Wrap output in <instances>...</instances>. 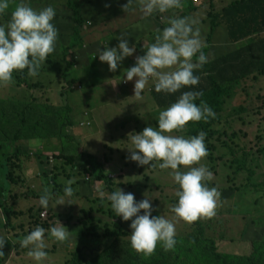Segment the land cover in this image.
Here are the masks:
<instances>
[{
  "label": "rangeland",
  "instance_id": "374dc122",
  "mask_svg": "<svg viewBox=\"0 0 264 264\" xmlns=\"http://www.w3.org/2000/svg\"><path fill=\"white\" fill-rule=\"evenodd\" d=\"M231 1L234 0H181V7L172 9L173 15L190 16L198 22L196 26L200 28L201 35L209 46L206 54L209 60L246 43V40L238 44L229 41L224 25L218 26L213 31L210 42H207L210 33L208 12L218 11ZM16 2L17 0H11L13 5ZM75 2L84 12L89 10L92 24L83 28L82 43L75 42L70 46L64 37L65 28L70 26L67 0H30L34 8L51 5L56 9L53 20L58 29L56 47L42 64L36 77L28 76L27 69H24L13 72L12 82L0 84V100L20 103L27 99L35 101L40 97L41 99L37 98L39 101L49 100L48 103L59 109L69 103L81 114L74 117L76 123L83 119L82 115L86 110L90 113L88 119L91 122H93L91 118H95V123L86 126V134H90L92 128L100 126L102 130L100 137L103 139L113 136L115 141L127 140V134L139 132L148 125L155 126L157 110L150 101L144 100V95L140 96L144 101L136 102L133 106L127 103L122 105L121 111L111 112L108 123L101 120V115L107 114H104L105 107L111 108L112 102L109 99L119 98L114 90L116 85L115 88L117 92L119 91L117 83H121L128 95H134L135 78L133 81H126L125 84L122 82L126 66H133L135 56L143 54L142 46L146 48L152 43L149 32L151 21L142 18V13L135 3L130 6L131 10L125 13L121 5L127 3V0H75ZM194 9H198L197 16L191 15ZM93 10L102 12L94 15ZM165 13H153L160 18L159 21L163 24L161 29L167 26V20L171 16V13L168 15ZM8 18V14L0 16V23L6 22ZM125 34L129 46L133 45L136 51L132 56L126 57L116 71L112 72V81L106 80L107 63H98L97 68H93L91 62L99 61L96 56L98 49L106 44L108 47L115 46L118 37ZM65 46L68 48L67 51H64ZM49 59L51 63L61 62L50 67L53 71L61 67L65 69L68 63L73 65L76 62L75 67L80 70L78 73L85 81L93 78L99 71L98 76L90 81V84L96 86L89 87L80 81L69 83L66 75L64 80L54 81L56 73L53 72L51 78V74L44 72L43 68ZM64 69L62 72L67 73V69ZM42 80L46 84L50 83V87H41ZM110 82L113 87L107 84ZM150 84L142 94L148 91ZM216 121L215 127L224 131L220 139L233 147L238 156L245 154L248 170L236 171L231 154L224 148H219L215 152L217 156L215 160L209 161L210 144L205 143L208 154L200 163L213 173V179L208 182V187H216L220 192L215 215L199 217L191 223L177 218L174 221L177 237L187 235L198 222L205 233L215 239L217 250L224 257L228 254L235 257H252L253 254L264 250V74H254L234 84L231 87V96L223 103ZM78 126L73 125L69 129L64 125L62 129L68 133L67 136L46 139L31 137L25 140L23 142L25 154L19 160L17 156H13L9 161L12 185L5 199L0 196V204L3 203L7 208H15L17 213L12 218L13 227L6 228L3 225L4 211L0 205V213L3 216L0 220V237L13 242L4 264H35L27 255L28 249L21 248L19 241L37 225L47 230L57 221L66 226L68 231L72 224L75 226L73 228L75 243L67 240L53 241L47 237L46 232L49 247L46 249L48 256L43 264H65L77 241L83 246L80 250L85 263L99 264L100 258L107 250L99 257V261L97 256L109 243L107 236L111 235V229L118 232L114 239L119 238L130 243V220L123 221L119 216H115L110 201L107 200V194L118 188L133 193L137 201L147 196L155 209L152 215L160 214L169 219L173 217L170 208L176 203L174 193L178 185L169 175L170 169H160L159 161H154L151 167L138 166L136 162L126 159L130 155L128 143L122 141L126 146L117 148L116 160H109L107 156L105 159L101 158L104 179H96L98 172L90 170L89 165L85 163L87 158L80 155V152L87 151L81 143L83 134L79 132ZM123 130L125 131L122 132ZM186 131L185 126L182 132L174 134L187 136ZM105 144L108 146V142ZM105 151L107 155L112 153V150L109 151L107 148ZM121 155H124V159H121ZM68 179L74 181L71 185L74 189L73 203L56 205L55 201L63 195L65 181ZM45 188L52 195L47 209L39 205V197ZM101 190L105 192L103 199L99 196ZM90 206L97 208L94 217L91 215L94 209L89 208ZM43 212H46L45 216H42ZM204 249L208 250L207 245ZM188 252L193 257H198L196 251L192 254L191 249H188Z\"/></svg>",
  "mask_w": 264,
  "mask_h": 264
},
{
  "label": "clouds",
  "instance_id": "9594fccd",
  "mask_svg": "<svg viewBox=\"0 0 264 264\" xmlns=\"http://www.w3.org/2000/svg\"><path fill=\"white\" fill-rule=\"evenodd\" d=\"M133 3L142 18L181 7V0H127L121 5L122 10L127 13ZM5 14L9 18L0 23V84L12 82L13 72L24 69H27L28 76L36 77L56 47L58 29L53 23L56 9L51 5L34 8L30 0H17L14 5L11 0H0V16ZM197 23L190 17L170 16L167 26L157 30L154 42L146 48L142 46L143 54L135 56L133 66L127 69L123 78V84L135 78L134 96L140 97L150 83L156 92L169 95L198 85L200 77L195 73L208 63L209 57L203 51L207 44ZM135 51L133 45L129 46L125 34L118 37L115 46L106 44L98 49L96 56L100 62L107 63L110 72H115L118 65ZM202 95V91L196 90L180 92L174 102L158 111L155 126L148 125L139 132L127 134L130 155L126 159L148 167L159 161V168L170 169L169 175L178 185L174 193L176 203L170 208L171 219L160 214L152 215L155 209L147 196L137 201L133 193L119 188L107 194L115 216L123 221L130 220L131 248L144 256L151 255L158 244L164 251L174 250L177 243L174 221L177 218L191 223L199 217L215 215L220 192L216 187H208L213 173L200 163L208 154L204 142L206 133L201 130L194 136L174 134L182 132L190 121H207L215 117V112L205 101L196 103ZM83 120L80 126L91 125L90 120ZM73 183L72 179L65 181L63 195L56 199V205L73 203ZM99 196L105 198V192L99 191ZM51 199L52 195L45 188L39 197L40 207L47 209ZM46 232L53 241L64 242L70 238V232L59 221L47 230L39 225L34 227L19 244L28 249L27 255L35 264H43L48 256ZM5 241L0 237V249Z\"/></svg>",
  "mask_w": 264,
  "mask_h": 264
},
{
  "label": "trees",
  "instance_id": "16d2710c",
  "mask_svg": "<svg viewBox=\"0 0 264 264\" xmlns=\"http://www.w3.org/2000/svg\"><path fill=\"white\" fill-rule=\"evenodd\" d=\"M66 7L69 11L67 15H69L70 26L65 28L64 37L68 45L72 46L75 42L82 43V30L92 22L89 10L84 12L75 0H67ZM93 11L94 15L102 12L101 10ZM208 18L210 24L208 43L213 31L222 25H224L229 41L238 44L246 40V43L209 60L202 69L196 71L195 74L200 77L198 85L192 88H182L171 95L163 92L158 93L151 85L150 95L156 105V114H158L160 109L166 108L171 102H174L180 92L202 91L203 95L196 100V103H199L200 100L205 101L215 112V117L209 118L207 121L188 122L186 125L187 136H194L199 131H204L206 133L204 142L210 144L208 160H215L217 157L215 152L219 148H224L231 154L236 171L244 172L248 170L245 154L238 156L233 147L221 140L220 136L224 131L215 127V124L223 103L231 96V87L254 74H264V0H234L218 11L208 12ZM146 19L152 23L149 32L151 41L154 42L157 30H160L163 24L159 21L160 18L155 15ZM67 49L65 46L64 51ZM203 51L207 54L209 46ZM50 61L51 59L43 68L44 72L51 74V78L54 75L53 72L56 73L54 81L60 82L66 75V80L69 83L80 81V83L88 85L87 81L80 77V73H78L80 70L75 67L76 62L73 65L68 63L65 68L67 69L66 73L62 72L64 67L54 71L50 69L57 63H61H51ZM98 62H91V67L97 68ZM41 82V87H50V83L46 84L43 80ZM37 98V101L27 99L20 103L0 100V196L2 199H5L9 193L13 180L9 161L13 156H17L16 158L19 160L25 154L23 142L31 137L46 139L67 136L68 133L62 127L66 125L70 129L73 125L75 126L76 121L72 115L73 106L71 104L66 102L67 104L59 109L48 103L49 100L44 102ZM64 154L65 152H63ZM80 155L87 158L85 163L89 165L90 170L98 172L96 179L103 180V162L91 153L80 152ZM75 161L77 162L78 159L76 158ZM0 205L4 211L3 225L6 228L13 227L12 218L17 213L16 209L7 208L3 206V203ZM110 232L111 235L107 236L109 243L106 244L105 250L97 256L99 261V257L107 250L105 255L100 258L99 264H264V250L261 253L253 254L252 257H235L229 254L224 257L217 250L215 239L205 233L202 225L198 222L187 235L182 236L183 238L180 235L176 237L177 243L174 250L164 251L158 244L154 252L148 256L135 252L130 243L119 238L114 239L118 232H113V229ZM206 245L208 250L204 249ZM12 247V240L5 241L3 248L0 249L2 251L0 252V264H4L7 252ZM80 249H82L80 246H75L65 264H86ZM188 249H191L192 254L196 251L198 257H193ZM184 256L187 258L185 259Z\"/></svg>",
  "mask_w": 264,
  "mask_h": 264
},
{
  "label": "crops",
  "instance_id": "0c3cea01",
  "mask_svg": "<svg viewBox=\"0 0 264 264\" xmlns=\"http://www.w3.org/2000/svg\"><path fill=\"white\" fill-rule=\"evenodd\" d=\"M212 2H210V6H212ZM197 11H198V9H194L192 11V14L191 15L197 16V14H196ZM169 13H171V16H173V10H169L165 14L168 15ZM176 15L179 16L180 14H176ZM98 63H101V62L99 61ZM92 67L95 68V66H92ZM129 67H130V65L129 66H126L125 71H127V69ZM106 73H107L106 74L107 75L106 76V80L109 79V80L112 81V77H113L112 72H110L107 69L106 70ZM98 74H99V71L97 72V74L94 77L98 76ZM93 78H91V79H89L87 81L89 87L96 86L94 84H90V81H92ZM113 82H114V80H113ZM107 84L113 87V85H112L111 82L110 83H107ZM117 85L119 86V91H118L119 93L117 92V90L115 88L116 85L114 86V90L116 91V95H118L119 98H114L113 100L112 99H109V101L112 102L111 103V108L108 109V108L105 107L104 114L105 113H107V114L106 115H101V117H102L101 120H104V121H106L108 123L107 120L109 119V117L111 115V112L114 113L115 111H121L123 109V108H121L122 105L127 104V103L130 106H133V104H135L136 102H141V101H144V100L145 101L148 100V101H150L156 107V105H155V103H154V101H153V99H152V97L150 95V87H151V84L149 86L148 91L146 93L142 94V95H144V100L141 97H136L134 95H128L123 90V86L121 85V83H117ZM93 91H94V88H93ZM89 100L90 99L88 98L87 101H89ZM72 115L74 117H76V115H81V114H80L79 111H76V109L73 107ZM88 117H90V113L86 110L84 112V115H82V118L83 119L85 118L84 120H89ZM91 119L93 120L94 123L96 122V120H95L94 117H92ZM80 122L79 123H75V125H79L78 126V128L80 129L79 132L83 134V138H82V142L81 143L85 146L84 149L87 152L92 153L93 155H95L98 158L99 161L101 160V158H104L105 159V156H107V158H109V160H112V159L116 160L117 159V148H123V147L126 146V144H122V141H126V143H128L127 140H123V139H121V141H115L113 136L112 137H109V138L107 137L106 139L101 138L100 137V133L102 132V130L100 129V126H97L96 128L95 127L92 128V130L90 131V134H86V130H85L86 129V126H80ZM93 122H91V125L93 124ZM128 129H130V127H128ZM124 131L125 130H123L122 132H124ZM106 142H108V146L105 144ZM105 148H107V150H109V151L112 150V153H110L109 155H107L106 154V151H105ZM121 159H124V155H121ZM89 208H93L94 209V210L91 211V215L93 217L95 215L94 211L97 210V208H95L93 206H90ZM74 227L75 226L72 224V227L70 228V231H69L70 232V238L67 239V241H70V242L74 241V243H75V236H74V233H73V228ZM77 246H80V248H83V246H81V244L79 243V241L76 242V247ZM66 260H67V258H66Z\"/></svg>",
  "mask_w": 264,
  "mask_h": 264
},
{
  "label": "built area",
  "instance_id": "2783aa9c",
  "mask_svg": "<svg viewBox=\"0 0 264 264\" xmlns=\"http://www.w3.org/2000/svg\"><path fill=\"white\" fill-rule=\"evenodd\" d=\"M124 83H125V82H124ZM85 123L88 124L89 122H83L82 124H85ZM45 214H46V212H43V213H42V216H45Z\"/></svg>",
  "mask_w": 264,
  "mask_h": 264
}]
</instances>
